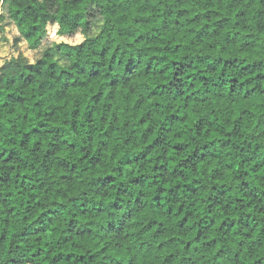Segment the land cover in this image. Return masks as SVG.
Listing matches in <instances>:
<instances>
[{"label": "trees", "instance_id": "obj_1", "mask_svg": "<svg viewBox=\"0 0 264 264\" xmlns=\"http://www.w3.org/2000/svg\"><path fill=\"white\" fill-rule=\"evenodd\" d=\"M0 2V264H264V0Z\"/></svg>", "mask_w": 264, "mask_h": 264}, {"label": "rangeland", "instance_id": "obj_2", "mask_svg": "<svg viewBox=\"0 0 264 264\" xmlns=\"http://www.w3.org/2000/svg\"><path fill=\"white\" fill-rule=\"evenodd\" d=\"M53 29L48 41L61 42L67 41L71 44L80 43L83 40L82 35L74 37L60 38L53 36ZM50 46L49 43L39 46L37 49H31L29 44L21 37L15 23L9 18L7 7L0 2V66L12 58L23 55L27 57L30 62L35 63L40 59L44 51Z\"/></svg>", "mask_w": 264, "mask_h": 264}]
</instances>
